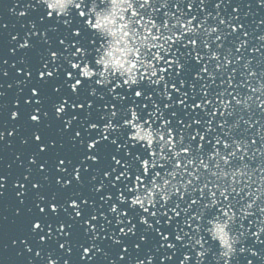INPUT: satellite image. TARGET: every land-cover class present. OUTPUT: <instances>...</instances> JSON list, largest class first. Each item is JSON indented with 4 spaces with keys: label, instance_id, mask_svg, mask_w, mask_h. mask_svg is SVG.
I'll return each instance as SVG.
<instances>
[{
    "label": "snow or ice",
    "instance_id": "obj_1",
    "mask_svg": "<svg viewBox=\"0 0 264 264\" xmlns=\"http://www.w3.org/2000/svg\"><path fill=\"white\" fill-rule=\"evenodd\" d=\"M120 3L134 29L129 75L99 70V18L83 0L6 6L27 21L23 35L8 33L23 95L0 105L6 122H18L7 136L19 131L25 149L11 181L12 224L23 239L11 236V245L28 253L29 241L49 246L46 264L74 251V264L98 253L130 264V249L145 254L135 264H202L215 237L193 238L220 220L218 232L240 238L231 264L245 253L264 264V28L256 35L247 22L264 0ZM253 23L264 26V15ZM8 183L0 175L6 209Z\"/></svg>",
    "mask_w": 264,
    "mask_h": 264
},
{
    "label": "clouds",
    "instance_id": "obj_2",
    "mask_svg": "<svg viewBox=\"0 0 264 264\" xmlns=\"http://www.w3.org/2000/svg\"><path fill=\"white\" fill-rule=\"evenodd\" d=\"M83 2L88 5L87 14L93 22H97V18H99L100 29L98 36H110L112 38L107 47L104 44L97 46V40L96 47L99 48V54H95L94 56L102 61L99 70L105 72L107 68L118 74L123 72L125 75H129V69L133 63L134 56V53L130 49L135 41L132 40V43L129 44L126 39H131L129 31L124 30L129 29L130 25L129 19L125 21V16L122 14L128 13L125 11L126 5L116 2L115 6H113L112 0H83ZM93 4L97 6L93 8ZM117 15L120 21V28L118 30L115 29ZM130 31L132 33L134 29L132 28ZM120 45H123V47H120ZM117 52L120 53L119 56L115 55ZM131 74H134V71ZM218 224H222V221L210 220L209 222H205L202 231L193 238V241L200 239L202 236L205 242H211L215 237L217 247L215 253L209 257L211 264H231L234 250L240 246V238L227 227L224 228L223 233L218 232L216 227ZM195 251L199 253L201 250L199 247H196ZM205 256L207 257V253ZM209 258L202 260V264H208ZM29 264H31V261H29ZM49 264H59L58 258H51ZM161 264H163V260Z\"/></svg>",
    "mask_w": 264,
    "mask_h": 264
}]
</instances>
